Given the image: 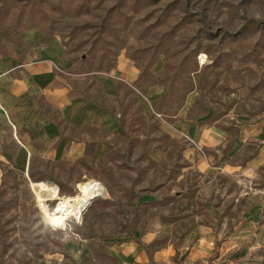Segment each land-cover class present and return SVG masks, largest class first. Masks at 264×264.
<instances>
[{
    "label": "rangeland",
    "instance_id": "obj_1",
    "mask_svg": "<svg viewBox=\"0 0 264 264\" xmlns=\"http://www.w3.org/2000/svg\"><path fill=\"white\" fill-rule=\"evenodd\" d=\"M31 33L114 96L53 150L0 121V264H264V0H0Z\"/></svg>",
    "mask_w": 264,
    "mask_h": 264
},
{
    "label": "crops",
    "instance_id": "obj_2",
    "mask_svg": "<svg viewBox=\"0 0 264 264\" xmlns=\"http://www.w3.org/2000/svg\"><path fill=\"white\" fill-rule=\"evenodd\" d=\"M27 39L30 46L0 53V121L9 125L27 154L34 137L46 139L43 146L53 150L49 140L57 139L56 118L63 117L76 126L96 118L106 126L109 106L91 98L90 83L92 75L100 77L106 86L102 93L114 96L113 74L74 70L75 62L62 56L64 46L58 37L31 33ZM140 257L143 263L149 262L143 254Z\"/></svg>",
    "mask_w": 264,
    "mask_h": 264
},
{
    "label": "bare ground",
    "instance_id": "obj_3",
    "mask_svg": "<svg viewBox=\"0 0 264 264\" xmlns=\"http://www.w3.org/2000/svg\"><path fill=\"white\" fill-rule=\"evenodd\" d=\"M88 196H92V193L88 191ZM93 199V198H92ZM62 206V205H61ZM65 206V205H64Z\"/></svg>",
    "mask_w": 264,
    "mask_h": 264
},
{
    "label": "water",
    "instance_id": "obj_4",
    "mask_svg": "<svg viewBox=\"0 0 264 264\" xmlns=\"http://www.w3.org/2000/svg\"><path fill=\"white\" fill-rule=\"evenodd\" d=\"M31 183V181H29Z\"/></svg>",
    "mask_w": 264,
    "mask_h": 264
}]
</instances>
